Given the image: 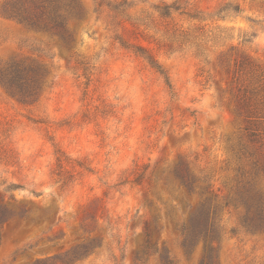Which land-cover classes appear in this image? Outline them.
I'll return each instance as SVG.
<instances>
[{
	"label": "rangeland",
	"instance_id": "rangeland-1",
	"mask_svg": "<svg viewBox=\"0 0 264 264\" xmlns=\"http://www.w3.org/2000/svg\"><path fill=\"white\" fill-rule=\"evenodd\" d=\"M3 1L0 69L42 65L51 86L22 103L0 85V209L13 216L0 264H201L209 252L189 231L202 210L214 264H264V224H244L239 198L258 192L264 216V177L250 169L264 165V120L250 141L237 105L239 88L264 101V0H96L126 3L99 19L77 0L86 18L70 50ZM241 59L253 73L234 79Z\"/></svg>",
	"mask_w": 264,
	"mask_h": 264
},
{
	"label": "trees",
	"instance_id": "trees-1",
	"mask_svg": "<svg viewBox=\"0 0 264 264\" xmlns=\"http://www.w3.org/2000/svg\"><path fill=\"white\" fill-rule=\"evenodd\" d=\"M94 2L93 12L97 15V19L102 15L103 8H106L107 15L113 14V18L124 13L126 3H115L96 1ZM171 8V7H170ZM166 9H169L166 7ZM164 10V15L169 16L170 11ZM176 10V9H175ZM238 12V8L234 9ZM1 13L5 16L17 20L18 23L27 27L28 29L45 33L56 39V41L66 49L70 50L75 45L76 31L79 25L86 18V12L77 0H4L1 5ZM108 17V16H107ZM110 17V16H109ZM138 51L144 56L149 65L165 79L166 85L170 88V83L159 65L154 59L146 55L143 49ZM234 79L235 75L241 73L252 74L253 66L247 59H241L234 63ZM49 72L42 65L37 66H9L0 69V85L13 97L22 103H36L46 88L51 84L48 81ZM258 80L254 77V81ZM260 91V90H258ZM254 89L250 91V96L242 88H239V96L237 99L238 110L244 115L246 119V126L244 128L246 137L250 141H255L258 137L255 127L260 120H264V101L256 99L259 92ZM251 173L256 176L262 173L264 177V165L257 160H254L250 165ZM175 179L179 181L189 193L193 192L194 180L192 175L188 172L186 166L181 164L174 172ZM247 195L240 194L239 198L241 205L244 208V224L250 229L258 230L264 224L263 216V201L258 192L251 193L245 190ZM29 218L26 211L18 215V220L22 221ZM13 219V216L7 211L0 209V231L6 223ZM33 222V219H31ZM215 225L211 222L210 213L202 210L196 217L191 219V227L189 231L190 240L193 243L203 242V248L208 250L209 254L206 261L203 260L201 264H214L213 253L215 248L213 243ZM146 244L145 249L148 248L149 232L145 229ZM88 252V251H86ZM208 261V262H207ZM45 264V263H38ZM164 264H172L171 261L166 260Z\"/></svg>",
	"mask_w": 264,
	"mask_h": 264
}]
</instances>
